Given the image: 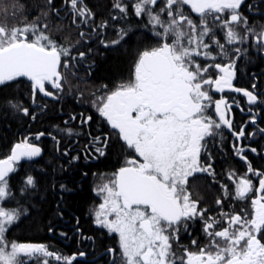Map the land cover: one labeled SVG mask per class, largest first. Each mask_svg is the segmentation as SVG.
<instances>
[{
  "label": "snow or ice",
  "instance_id": "6c2138e0",
  "mask_svg": "<svg viewBox=\"0 0 264 264\" xmlns=\"http://www.w3.org/2000/svg\"><path fill=\"white\" fill-rule=\"evenodd\" d=\"M62 3L72 25L89 28L87 33L81 29L74 42H70V34L59 40L53 38V31H64L62 24L55 29L49 27V15L60 16L54 0H45L31 21L24 14L22 0H0V91L26 78L33 103L37 94L60 100L69 76L75 75L69 71L75 67L71 62L86 56L79 50L73 55L81 41L91 52L93 40L105 49L117 50V46L126 48L130 37L138 43L148 33L156 38L152 47L138 53L132 78L118 81L113 90L93 101L99 116L135 154L97 188L103 202L94 210L95 224L118 236L119 249H108L112 264H264V172L247 163V172L260 177L258 188L247 177L235 185L234 199H250L251 218L247 212L206 215L208 209L200 207L199 199H193L189 191V178L197 174L215 176L212 164L201 161L202 149L208 157L207 137L222 135L221 130L226 128L238 141L245 138L247 126L234 130L229 115L233 104L239 107L237 101L233 98L229 103L223 96L214 99V94L228 90L241 93L249 105L264 103L254 91L233 85L237 63L248 56L250 48L264 56V23L257 28L256 22L250 23L241 11L242 5L249 9L258 6L245 0H112L109 17L115 23L110 25L109 19L97 22L85 0ZM186 7L198 21L185 11ZM41 16L44 20L38 23ZM102 87L106 89L107 85ZM251 87L255 89L256 84ZM0 108L36 119L22 100L5 99L0 101ZM90 120V116H82L81 123ZM251 123L255 124V119ZM64 131L68 136L75 134L71 128ZM259 131L264 134V128ZM43 135L37 134L36 139ZM52 139L59 144L56 136ZM93 143L100 145L95 152L105 155L108 138L97 136ZM233 147L246 162L243 153L257 151L235 144ZM41 155V147L25 138L0 159V264H73L78 256H85L84 252L64 256L44 244L9 239L10 229L28 211L23 205L3 206L5 200L15 199L9 176L19 170L22 160L34 161ZM79 159L73 156L70 162ZM223 190L229 195L226 188ZM39 191L37 180L26 175L20 196L28 200ZM253 191L256 196L250 197ZM216 203L221 205L223 200ZM197 220L202 222L207 242L197 245L192 239L191 245L196 247L193 251L180 243V234L191 235L190 223Z\"/></svg>",
  "mask_w": 264,
  "mask_h": 264
},
{
  "label": "trees",
  "instance_id": "16d2710c",
  "mask_svg": "<svg viewBox=\"0 0 264 264\" xmlns=\"http://www.w3.org/2000/svg\"><path fill=\"white\" fill-rule=\"evenodd\" d=\"M22 2L25 4L24 14L28 16V21H31L45 4V0H22ZM85 2L96 14L97 22L101 19H109L110 25L114 23L109 17L112 0H85ZM54 5L60 9V16L49 15V27L55 29L57 24H62L64 27V31L62 32H52L54 39L59 40L61 36L70 34V42H74L79 37L81 29L85 33L89 31V28L85 25H80L79 28L72 25L71 15L67 13L66 6L63 5L62 0H54ZM43 20L44 17L41 16L40 21L37 22L40 23ZM132 20L135 21V17H132ZM155 42L156 38L151 37V34L148 33L141 38L139 43L130 37L126 48L117 46V50H113L111 48L105 49L93 40L90 42L92 51L89 52L88 46L81 41L79 48L73 49V55H76L79 50L84 51L86 56L84 60L71 62L75 67L70 68L69 71L75 73V75L69 76V85H66L65 92L61 93L62 99L60 100H53L50 97H43L42 94H37L35 103H33L30 97V83L24 78L12 82L13 86H6L3 91H0V101L8 98L22 100L24 106L29 108L30 113L36 116V119L32 120L21 113L10 111L7 108H0V159L6 158L14 145L25 140V138H28V142H39L45 150L43 159L37 162V171H34L36 172L34 178L37 180L40 189L37 195L32 196L28 200L20 196L19 188L26 177L24 171L29 170L27 167L19 166V170L9 178L10 188L15 199L5 200L3 206L5 208H13L23 205L30 212L29 217L26 215L21 217L20 221H22V224H19V229L15 234L16 238L24 240L27 235L37 234L36 231L39 229L42 231L46 230L44 221L50 217L55 218L59 210L64 215H69V212H71L74 215L77 214L82 219L88 206L93 201L90 173L92 171H117L123 167V163L120 162L123 155V146L119 143L120 137L117 136L114 129H111L110 136H108V138L110 137L108 141L110 144L109 157L89 166H84L80 162L78 169H76L78 173L71 177L58 179V176L62 173L64 174V171H72L66 168L69 164L68 162H64V167H61L58 160H48L50 162L45 167L44 160L46 159L44 157H52L54 159L57 156L56 146L52 143L53 136H56L57 140H61L59 155H63V151L71 150L74 140H84V142L88 143L90 131H94V137L97 135L104 136L108 133L105 130L108 123L103 117L99 116L93 105V101L96 99V96L113 90L118 81L131 79L138 53L146 47H152ZM263 63L264 60H261L259 64L254 66L255 69L251 70V72H255L257 75L260 74L258 80L262 86H264V73L263 67H261ZM89 65L92 66L90 75ZM103 85H107V88H103ZM73 116L76 117L75 120L71 119ZM82 116L83 118L90 116L91 120L87 124H82ZM66 121L67 123H65ZM68 128H71L75 134L72 136L66 135L64 130ZM41 132L45 135L37 140L36 136ZM101 139L103 140L104 138ZM223 144L221 147L223 160L214 162L215 176H210L209 179L203 180H199L198 178L190 179L189 190L192 188L193 190H197L199 195L193 193L192 197L193 199H199L200 204L211 203V205H214L217 199L223 200L221 208L217 210L213 209L207 215L218 216L220 212L240 213L243 215L244 212H247L249 218H251L252 207L250 199L245 201L234 199L235 185L239 179L247 177L258 188L260 177L253 176L247 172V163H250L254 170L264 172L262 160L264 142L258 141L253 144L252 147L257 150L255 152L256 156L254 160L249 162L248 159H246L247 162L242 160L235 148L231 151L226 146V141ZM247 148L249 149L248 146ZM208 150L211 154H221L215 149ZM68 154L72 155L71 152H68ZM133 154L132 150L127 147L125 148V158H129ZM246 154L248 155V153ZM246 154L243 153L244 156ZM261 162L262 165H260ZM84 173L88 174L87 178H84ZM230 174H233L231 179L229 178ZM66 178L68 179L64 180ZM63 184L67 188L61 192ZM225 188L229 195H225L223 190ZM249 195L250 197H255L256 192L253 191ZM17 200L20 202L19 204L16 203ZM33 222L35 223L33 224Z\"/></svg>",
  "mask_w": 264,
  "mask_h": 264
},
{
  "label": "flooded vegetation",
  "instance_id": "af4514ba",
  "mask_svg": "<svg viewBox=\"0 0 264 264\" xmlns=\"http://www.w3.org/2000/svg\"><path fill=\"white\" fill-rule=\"evenodd\" d=\"M245 3L246 4L250 3L254 6H258L254 9H249L242 5L241 11L244 13L245 16L249 18L250 23L255 21L257 28H259V25L264 23V0H245ZM185 11L188 12L194 20L198 21L199 18L197 17L195 13H192L190 9L186 7ZM218 35L222 37V33H218ZM261 60H264V56L257 53L254 49L250 48L248 52V56L246 58L242 57L241 60L237 63V75L233 81V85L238 88L254 91L255 94H257L259 99L264 100V86H262L258 80V76H260V74L257 75L255 72H251V70L255 69L254 66H256V64H259ZM261 67H263V73H264V63ZM253 83L256 84L255 89H252L251 87ZM221 96L228 99L229 103H231L232 99L234 98L239 104V107H237L236 104H233L231 113L229 114L232 118L233 129L238 131L241 126L246 125L247 127L244 128L245 138H241V140L239 141L226 128L221 130L222 135H218L214 138L213 137L206 138L207 153L209 152L208 149H211V150L215 149L218 151V153H221V154H211L209 152L208 157L206 158L205 151L204 149H202L201 151L202 163L207 162V163L214 164L212 165L213 169H215L214 162H216L217 160H223L221 147L224 145L223 144L224 141H226L227 143L226 146H228L231 151L234 150V147H233L234 144L236 145L237 148L242 147L244 149H248L247 148L248 146L250 149V148H253L252 146L256 142L258 141L264 142V134H261L259 131V129L264 128V103H257L255 105H249L246 103L247 98L243 97L241 93H233L228 90H225L224 93H215L214 99H219ZM249 108L252 109L251 112L248 111ZM241 109H243V111H241ZM209 114L212 115L214 119L218 118L217 114L214 112L213 109H209ZM253 119H255L256 121L255 124L251 123ZM106 126L107 128H105V130H107L108 133L105 134L104 136L103 135H97V136H99L100 138H105V137L108 138V136H110L111 127L110 125H106ZM253 132L255 133V136L250 135V133H253ZM89 135H90V140L88 141V143L84 142V140H74L71 150H68V152H71L72 155L68 154L67 156L59 155V151H60L59 149H61V146H60L61 140H58L59 141L58 145L55 140H52V143L55 144L56 146L55 150H57V156L54 159H52V157H44V159H46L44 160L45 167L50 162L48 160H58L61 167L63 166L64 162H68L69 164L66 168L72 171L71 172L64 171V174L62 173L61 175L58 176V179H60L64 177H71L72 175L78 173L76 169H78L80 162H82L84 166H89L90 164L98 163L99 161L106 159V157H109L108 156L109 146H110L109 142L105 150V155L100 156L98 153L95 152V147H98L100 145L93 143V138L95 136L94 131L93 132L90 131ZM109 138H108V141H109ZM217 142L219 143L218 145H217ZM30 143L36 144L37 146L41 147L42 155L40 157L35 158L34 161L22 160L19 166H24L29 169L28 171H24L25 176L30 174L34 177L36 175V172L34 171H37L36 168L38 167L36 166L37 162L43 159L42 157L44 156L45 150L43 146L39 144V142L31 141ZM119 143L123 146L122 148L123 155L121 156V159H120V162L123 163V161L126 159L125 158L126 146L121 139ZM219 146H220V149H219ZM62 153H64V151ZM244 153L245 154L248 153V155L246 154L245 156L246 159H248V162L254 160L256 156V153H253L251 151H245ZM73 156H79L80 159L78 161L70 162ZM262 158H263L262 160L264 163V153H263ZM260 165H262V162L260 163ZM108 171H97V172L92 171L90 173V176L92 179L91 193L93 195V201L88 206L87 211L82 219L79 216H77V214L74 215L71 212L67 211L69 212V215H64L59 210L55 218L50 217L48 218V220L44 221L45 222L44 227L46 230L42 231L39 229L36 231L37 234L27 235L24 240H20L16 238V235H15L16 231H18L19 229V224H22L21 223L22 221H19L18 224L13 226V229H10L9 239H12V240H15L21 243L44 244L48 246L49 250L59 253L64 256H71L73 254L84 252L85 256L84 257L78 256L77 261H74L73 264H79V263H82V264H112L111 256L108 253V249L110 248L117 249V250L119 249L118 236L115 233L109 234L106 229L98 227L95 224V217H94V204H95V193H96V191L93 190L94 184H95L94 181L98 175L102 176L103 173L105 174V172H108ZM87 177H88V174L84 173V178H87ZM192 178H198L199 180H203V179H209L210 176L207 174H197L196 177H192ZM67 179L68 178L64 180H67ZM64 180H61V181H64ZM62 186L63 188H61V192L65 191V189L67 188L66 185L64 186V184ZM61 200H62V197H61ZM200 207L207 208L208 209L207 214L209 213V211L215 208L214 205H211V203H202L200 204ZM29 213L30 212L28 210L27 215H26L27 217L30 216ZM30 223H32V221ZM34 223L35 222H33V224ZM201 226H202V222L199 220L195 221L194 223H190L189 232L191 233V235L182 231L180 234V243L182 245L187 246L190 250H193V251L196 250V247L191 245L192 239L197 240V245L206 243L207 241H206L205 236L201 237L199 233ZM49 228H51L52 231H49ZM62 233L65 235H61ZM174 248H175V245H174ZM53 264H55V262H53Z\"/></svg>",
  "mask_w": 264,
  "mask_h": 264
},
{
  "label": "rangeland",
  "instance_id": "374dc122",
  "mask_svg": "<svg viewBox=\"0 0 264 264\" xmlns=\"http://www.w3.org/2000/svg\"><path fill=\"white\" fill-rule=\"evenodd\" d=\"M118 136V135H117ZM134 156H135V154H133L131 157H129V158H134ZM129 158H126V159H129ZM126 159L123 161V166H125V161H126ZM116 172H118V170L117 171H113V170H110V171H108V172H105V174L103 173V175L101 176V175H98L97 177H96V179H95V184H94V189L93 190H95L96 191V193H95V204H94V210H96V209H98V207H99V205L103 202V198H102V196H99V195H97V188L99 187V186H102L104 183H107L111 178H113V174L114 173H116ZM192 178V177H191ZM191 178H189V180L191 179ZM191 187V186H190ZM190 192L193 194H198V192H197V190H193V188L192 189H190ZM199 195V194H198ZM200 199H201V197H200ZM221 206H222V204L221 205H218L217 203L216 204H214V209L215 210H217V209H219V208H221ZM203 225L201 226V229L199 230V233H200V235H201V237H203V236H205L204 235V232H203ZM118 247H119V245H118Z\"/></svg>",
  "mask_w": 264,
  "mask_h": 264
},
{
  "label": "water",
  "instance_id": "95a60500",
  "mask_svg": "<svg viewBox=\"0 0 264 264\" xmlns=\"http://www.w3.org/2000/svg\"><path fill=\"white\" fill-rule=\"evenodd\" d=\"M25 79H26V78H25ZM28 82H29V81H28ZM10 176H11V174H10ZM10 176H9V177H10Z\"/></svg>",
  "mask_w": 264,
  "mask_h": 264
}]
</instances>
